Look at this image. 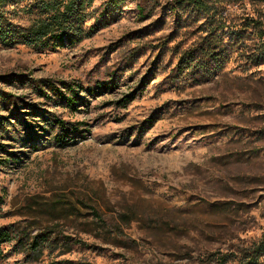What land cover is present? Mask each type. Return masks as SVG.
Returning <instances> with one entry per match:
<instances>
[{
	"label": "rangeland",
	"instance_id": "374dc122",
	"mask_svg": "<svg viewBox=\"0 0 264 264\" xmlns=\"http://www.w3.org/2000/svg\"><path fill=\"white\" fill-rule=\"evenodd\" d=\"M107 1L85 0L74 45L0 41V227L47 235L1 264H238L264 237V0Z\"/></svg>",
	"mask_w": 264,
	"mask_h": 264
},
{
	"label": "trees",
	"instance_id": "16d2710c",
	"mask_svg": "<svg viewBox=\"0 0 264 264\" xmlns=\"http://www.w3.org/2000/svg\"><path fill=\"white\" fill-rule=\"evenodd\" d=\"M17 0H0V41L7 44L24 43L29 46H48L58 45L64 41H68L69 44L74 45L78 41L82 40L85 35L91 34L95 26H91L86 33V29L83 26L86 15L84 14V2L85 0H41L38 4L39 12L37 16L27 26H16L8 17L10 10L7 8L9 4L16 2ZM124 0H108L106 6L121 4ZM222 0H173V6L175 7H192L205 15L210 16L215 14L220 6ZM144 12V8L140 9ZM218 27L211 29V33L216 31ZM264 34V31H261ZM263 35H261L262 37ZM259 44V52L256 54V58L264 60V41ZM212 44V40L208 43ZM212 48V47H211ZM205 49V48H204ZM223 46L215 44L211 50H207L204 53L203 59H214L219 61L220 54L223 51ZM186 54L182 57L181 70L189 66L190 57L187 59ZM190 56V55H189ZM193 63L190 67H196L195 59H192ZM198 60L197 62H199ZM200 66V64H198ZM69 90L74 94L77 93V89L74 85H68ZM67 95L66 92L61 91V97L65 98L68 102H75V95ZM125 102L128 99H124ZM4 197L0 194V204L3 202ZM57 207L56 209H60ZM74 206H68L67 210H73ZM93 214L97 216L98 220H103L98 209L93 211ZM24 233L17 229L15 224H9L0 227V264L2 258H4V246L6 243L17 239V242L23 245L27 252L32 254H42L44 248V242L47 240V235H41L33 241L24 242ZM264 257V237L253 246L246 247L244 255L239 258L238 264H263ZM227 261L226 255L219 257V264H225Z\"/></svg>",
	"mask_w": 264,
	"mask_h": 264
}]
</instances>
